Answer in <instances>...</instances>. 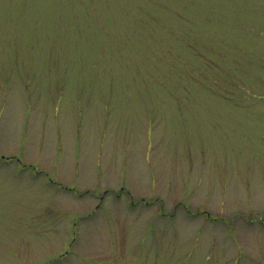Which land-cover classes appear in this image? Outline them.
<instances>
[{
    "label": "rangeland",
    "instance_id": "rangeland-1",
    "mask_svg": "<svg viewBox=\"0 0 264 264\" xmlns=\"http://www.w3.org/2000/svg\"><path fill=\"white\" fill-rule=\"evenodd\" d=\"M0 264H264V0H0Z\"/></svg>",
    "mask_w": 264,
    "mask_h": 264
}]
</instances>
